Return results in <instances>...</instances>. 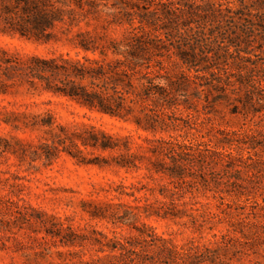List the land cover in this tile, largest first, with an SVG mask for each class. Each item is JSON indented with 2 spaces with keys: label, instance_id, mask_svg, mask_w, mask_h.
<instances>
[{
  "label": "trees",
  "instance_id": "trees-1",
  "mask_svg": "<svg viewBox=\"0 0 264 264\" xmlns=\"http://www.w3.org/2000/svg\"><path fill=\"white\" fill-rule=\"evenodd\" d=\"M101 12L103 32L79 28L68 36L80 21L98 20ZM112 25L123 27L120 37L106 32ZM0 32L43 42L65 37L77 53L83 52L81 57L52 53L22 58L0 48V93L26 84L132 121L144 131H180L168 139H145L146 150L162 156L151 169L166 174L171 184L161 185L169 200H156L154 208L146 203V215H177L174 195L199 185L212 187L223 199L224 161H238L248 169L264 166L258 153L264 150L262 133L252 129L237 133L236 143L246 154L225 153L223 129L209 126L201 131L214 108H198L203 94L205 101L238 102L231 113L264 119V0H0ZM24 124L47 128L50 143H41L47 158L65 151L76 163L87 164L90 161L83 155L87 147L102 151L115 147L109 136L91 126L54 124L50 116ZM4 143L0 138V153L8 150ZM253 201L255 208L259 204ZM137 216L130 213L132 220ZM39 221L48 223L46 235L36 239L43 245L49 239L53 244L74 245L77 238H86L69 226L63 232L62 223L53 216ZM141 226L151 230L145 223ZM103 238L95 239L99 251L106 247L109 252L80 264H145L147 260L160 264L142 252V247L154 245L151 240ZM158 240L157 254L166 264H191L202 257L193 241L185 248L165 238Z\"/></svg>",
  "mask_w": 264,
  "mask_h": 264
},
{
  "label": "rangeland",
  "instance_id": "rangeland-1",
  "mask_svg": "<svg viewBox=\"0 0 264 264\" xmlns=\"http://www.w3.org/2000/svg\"><path fill=\"white\" fill-rule=\"evenodd\" d=\"M103 18L104 12L98 20L85 18L71 28L68 36L79 28L103 32ZM106 30L110 36L120 37L123 27L112 25ZM0 48L22 58L33 54L62 53L72 57L83 54L77 53L65 37L43 42L10 32H0ZM200 98L199 110L203 107L215 110L201 131L209 126L223 129L225 153L246 154L245 148L236 143L237 133L252 129L264 135V119L230 112L238 102L225 99L210 102L211 98L205 101L203 94ZM48 116L54 124L91 126L109 136L115 147L105 151L87 147L83 150L90 161L87 164L76 163L65 151L47 158L41 146L43 142L50 143L47 128L24 123ZM178 133L144 131L132 121L100 113L65 96L26 84L0 93V138L8 144V150L0 153V264H80L109 252L106 247L105 251H99L96 238L105 241L103 237L133 236L153 242V246L141 249L155 263L166 264L157 254L161 237L185 248L191 241L198 245L202 257L191 264H264V166L248 169L238 161H224V173L220 172L223 199L212 187L199 185L191 192L174 195L179 203L177 215H146L143 208L146 203L154 208L156 200H169V193L161 185L171 184L166 174L151 169L162 156L146 150L145 139H168L170 134ZM258 153L264 159V150L258 149ZM253 200L259 204L255 208L251 206ZM132 212L138 213L135 220L130 217ZM48 216L62 223L63 232L69 226L86 238H77L74 245H60L53 244L47 235L48 243L41 244L36 239L46 235L48 223L44 226L39 220H47ZM203 246L209 249L205 251ZM148 263L149 260L145 264Z\"/></svg>",
  "mask_w": 264,
  "mask_h": 264
}]
</instances>
